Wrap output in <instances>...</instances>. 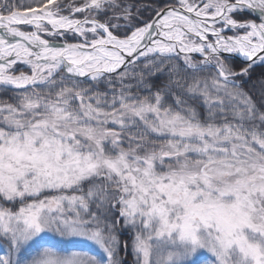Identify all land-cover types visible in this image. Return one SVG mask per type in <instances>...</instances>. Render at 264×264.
<instances>
[{
	"label": "snow or ice",
	"instance_id": "6c2138e0",
	"mask_svg": "<svg viewBox=\"0 0 264 264\" xmlns=\"http://www.w3.org/2000/svg\"><path fill=\"white\" fill-rule=\"evenodd\" d=\"M0 264H264V0H0Z\"/></svg>",
	"mask_w": 264,
	"mask_h": 264
}]
</instances>
